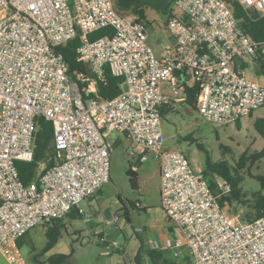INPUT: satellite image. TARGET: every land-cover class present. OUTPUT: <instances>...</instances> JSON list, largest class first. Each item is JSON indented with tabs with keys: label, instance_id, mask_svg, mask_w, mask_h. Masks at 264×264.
<instances>
[{
	"label": "built area",
	"instance_id": "obj_1",
	"mask_svg": "<svg viewBox=\"0 0 264 264\" xmlns=\"http://www.w3.org/2000/svg\"><path fill=\"white\" fill-rule=\"evenodd\" d=\"M264 16V0H175L167 30L176 42L161 58L148 43L144 21L125 15L115 0H0V254L29 264L20 238L71 210L110 180V133L125 134L136 151L160 160L161 203L174 224L171 249L185 247L191 264H264V215L244 220L220 203L226 179L210 186L203 170L164 145L161 109L185 101L198 87L196 109L227 126L264 106V84L247 69L264 60L234 12ZM110 27L112 33L89 35ZM78 38L77 59L91 74L72 78L59 46ZM123 79L111 99L98 93L106 72ZM40 117L54 128L52 164L25 184L17 161H32ZM135 171V170H134ZM118 215L113 220L119 221Z\"/></svg>",
	"mask_w": 264,
	"mask_h": 264
},
{
	"label": "rangeland",
	"instance_id": "obj_2",
	"mask_svg": "<svg viewBox=\"0 0 264 264\" xmlns=\"http://www.w3.org/2000/svg\"><path fill=\"white\" fill-rule=\"evenodd\" d=\"M145 1L153 4H148L146 12L148 43L161 58V52L169 43L165 8L175 14L181 11L171 0ZM247 75L252 80L264 82V76L256 68L247 69ZM173 107L174 110L162 117L166 148L181 150L201 170L208 157L215 162L224 160L232 174L240 178L242 193H264V181L255 176L264 178V156L254 163L241 162L244 153L249 157L264 146V138L254 127L255 119L264 116V106L240 123L227 126L207 121L197 109L188 113L181 104ZM107 141L111 149L110 180L95 196L83 200V215L68 214L56 227L39 224L26 233L21 249L29 264H49L48 257L56 253L70 255L65 264H136L135 255L141 243L147 250H165L172 264H191L185 247L177 249L178 256L170 249L174 224L167 220L162 208L159 158L147 152V159L141 161L142 155L123 133H110ZM129 169L136 172L137 186L132 184ZM214 179L217 182L225 178L216 175ZM225 210L232 214L235 207L227 203ZM234 214L245 217L246 209L240 208ZM114 215L120 220H113ZM56 236L53 248L42 252ZM145 263L151 264L148 257ZM0 264H8L2 254ZM159 264L167 263L160 261Z\"/></svg>",
	"mask_w": 264,
	"mask_h": 264
},
{
	"label": "trees",
	"instance_id": "obj_3",
	"mask_svg": "<svg viewBox=\"0 0 264 264\" xmlns=\"http://www.w3.org/2000/svg\"><path fill=\"white\" fill-rule=\"evenodd\" d=\"M116 8L122 14L130 13L136 16L138 19L144 21L146 24L147 18V8L149 7V2L145 0H115ZM153 5V4H150ZM166 10V19L167 23L169 18L173 15L172 10L169 8H165ZM234 12L243 29L253 36L256 40L264 39V16L256 19H252L248 13L244 10V8L234 2ZM112 28L107 27L97 31L92 32L89 37L91 40H95L101 36L111 34ZM78 38H74L68 41L66 44L59 46V51L64 55L68 65H69V73L72 78L76 77L77 72H85L91 74V69L85 63L78 61L77 59V46H78ZM256 71L264 76V60L261 65L256 68ZM107 82H98V93L103 99H111L117 96L121 91V83L123 79L114 77L110 74L109 71L106 72ZM197 93L198 87L187 86L184 95L185 101L181 103L184 108H188L191 111L196 109L197 102ZM173 106L166 105L161 109L162 117H165L170 111L174 110ZM237 123H240L238 121ZM254 127L257 132L264 138V116H260L255 119ZM53 138H54V128L53 124L50 120L45 117H40L38 122V130L36 132L35 137V153L34 159L32 161H17V166L19 169V174L22 181L25 184L30 183L36 176L39 171H41V166L44 165V169L48 168L52 164L53 157ZM201 147V145H200ZM264 156V146L260 151H256L251 154L249 157L246 154H243L242 161L249 160L251 163L260 159ZM240 164V161L238 162ZM43 169V170H44ZM42 170V171H43ZM234 171H237V168H234ZM203 172L206 178L209 181L210 186L215 190L216 193H220L218 189L217 182L214 179V176H221L228 180L231 183V191L226 194H221L219 197L220 203L222 206L228 203L231 206L235 207L233 213H237L240 208L246 209L245 217H242L244 220H252L259 216L264 215V193L262 191L252 192L250 195L247 192L242 193V187L240 186V178L234 176L230 171L227 163L222 161H212L209 157L207 160V164L203 168ZM128 174L131 176V181L134 186H137L136 180V172L133 169L128 170ZM264 181V178L255 175ZM68 214H73L75 216H81V214L77 209L71 210ZM67 214V215H68ZM127 218L129 216L127 214ZM62 218L53 221V226L56 227ZM26 235V234H25ZM23 235L19 244L20 247L23 245V240L25 238ZM57 242V236L53 237L43 248L42 252L46 253L51 248H53L54 244ZM70 255L65 253H56L52 254L48 257L47 262L49 264H65L68 262V258ZM149 258L151 264H159L160 261H164L167 264H172L167 258V252L162 249H151L147 250L145 245L141 243L140 248L135 255L136 264H146L145 259ZM189 259V257H188Z\"/></svg>",
	"mask_w": 264,
	"mask_h": 264
},
{
	"label": "crops",
	"instance_id": "obj_4",
	"mask_svg": "<svg viewBox=\"0 0 264 264\" xmlns=\"http://www.w3.org/2000/svg\"><path fill=\"white\" fill-rule=\"evenodd\" d=\"M173 3H175V0H171ZM173 13V12H172ZM173 15H181V14H175V13H173ZM167 36H168V40H169V43H168V45H167V47H169L171 44H173V43H175V41H174V37L173 36H171L170 35V33L168 32V30H167ZM166 48V47H165ZM164 50V49H163ZM163 52V51H162ZM162 52H161V54H162ZM263 84H264V82H263ZM243 120V119H242ZM171 249V248H170Z\"/></svg>",
	"mask_w": 264,
	"mask_h": 264
},
{
	"label": "water",
	"instance_id": "obj_5",
	"mask_svg": "<svg viewBox=\"0 0 264 264\" xmlns=\"http://www.w3.org/2000/svg\"><path fill=\"white\" fill-rule=\"evenodd\" d=\"M174 41L176 42V38L174 37ZM185 110L188 112V113H193L190 109L188 108H185Z\"/></svg>",
	"mask_w": 264,
	"mask_h": 264
}]
</instances>
